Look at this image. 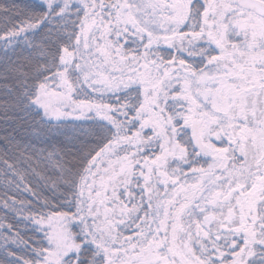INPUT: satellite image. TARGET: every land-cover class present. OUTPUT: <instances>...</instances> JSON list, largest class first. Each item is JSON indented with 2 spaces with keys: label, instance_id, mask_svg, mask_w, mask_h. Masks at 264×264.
<instances>
[{
  "label": "snow or ice",
  "instance_id": "1",
  "mask_svg": "<svg viewBox=\"0 0 264 264\" xmlns=\"http://www.w3.org/2000/svg\"><path fill=\"white\" fill-rule=\"evenodd\" d=\"M0 264H264V0H0Z\"/></svg>",
  "mask_w": 264,
  "mask_h": 264
}]
</instances>
